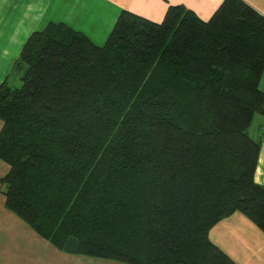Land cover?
<instances>
[{
    "label": "trees",
    "instance_id": "1",
    "mask_svg": "<svg viewBox=\"0 0 264 264\" xmlns=\"http://www.w3.org/2000/svg\"><path fill=\"white\" fill-rule=\"evenodd\" d=\"M0 84L6 206L58 249L126 264H239L210 238L241 212L264 232L255 179L264 14L223 0L161 21L124 9L106 42L65 22L30 34Z\"/></svg>",
    "mask_w": 264,
    "mask_h": 264
},
{
    "label": "crops",
    "instance_id": "2",
    "mask_svg": "<svg viewBox=\"0 0 264 264\" xmlns=\"http://www.w3.org/2000/svg\"><path fill=\"white\" fill-rule=\"evenodd\" d=\"M264 14V0H244ZM223 0H0V84L19 70H13L30 34L50 22H65L87 34L95 43L104 44L124 9L154 21H161L170 5L185 4L208 20ZM264 91V73L260 81ZM4 121L0 118V131ZM254 128V129H253ZM253 129V131H252ZM249 134L261 142L255 179L264 186V114L257 113ZM10 165L0 158V179ZM260 229V228H259ZM261 230V229H260ZM238 242L230 237L239 232ZM262 231V230H261ZM263 232V231H262ZM260 232L240 212L218 222L210 238L239 264H264V232ZM219 239H222L220 242ZM240 246V251L233 247ZM0 264H126L64 252L38 234L5 204L0 190Z\"/></svg>",
    "mask_w": 264,
    "mask_h": 264
},
{
    "label": "rangeland",
    "instance_id": "3",
    "mask_svg": "<svg viewBox=\"0 0 264 264\" xmlns=\"http://www.w3.org/2000/svg\"><path fill=\"white\" fill-rule=\"evenodd\" d=\"M11 81H13L14 83H12L11 85L12 86H20L21 84H22V80L20 79V78H18L17 77V74H16V72H14L13 74H12V78L10 79ZM254 129V128H253ZM253 129H252V131H253ZM241 213V212H240ZM243 214V213H242ZM245 216V215H244ZM260 232H262L257 226H256V224L253 222V221H251L247 216H245ZM263 233V232H262ZM264 234V233H263ZM239 235H244V232H242V231H240L239 232V234H237L236 236H232V237H230V239H231V241H234V242H238V240L240 239V236ZM220 240V242H222V239H219ZM240 246L241 245H236L235 243H233V247L236 249V250H239L240 251ZM85 256H87V257H93V256H88V255H85ZM95 258H97V259H101V260H104L105 258H99V257H95ZM107 260H112V259H107ZM113 261H117V260H113ZM118 262H120V261H118ZM122 263H124V262H122Z\"/></svg>",
    "mask_w": 264,
    "mask_h": 264
}]
</instances>
